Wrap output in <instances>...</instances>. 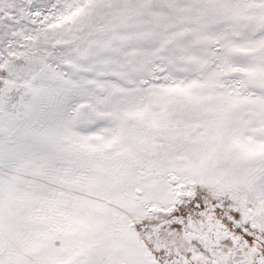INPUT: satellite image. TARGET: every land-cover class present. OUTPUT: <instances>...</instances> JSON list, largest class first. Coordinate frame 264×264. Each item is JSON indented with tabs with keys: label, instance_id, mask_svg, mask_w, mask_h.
<instances>
[{
	"label": "rangeland",
	"instance_id": "1",
	"mask_svg": "<svg viewBox=\"0 0 264 264\" xmlns=\"http://www.w3.org/2000/svg\"><path fill=\"white\" fill-rule=\"evenodd\" d=\"M0 264H264V0H0Z\"/></svg>",
	"mask_w": 264,
	"mask_h": 264
}]
</instances>
